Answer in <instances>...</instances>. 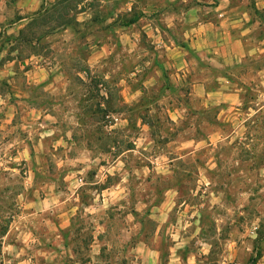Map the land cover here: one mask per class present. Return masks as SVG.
Instances as JSON below:
<instances>
[{
    "label": "rangeland",
    "instance_id": "obj_1",
    "mask_svg": "<svg viewBox=\"0 0 264 264\" xmlns=\"http://www.w3.org/2000/svg\"><path fill=\"white\" fill-rule=\"evenodd\" d=\"M126 2L58 0L19 22L14 0H0V264H187L176 258L187 249H169L175 225L185 224L186 244L201 215L205 232L246 244L254 223H264V55L248 58L258 71L239 70L251 90L243 109L241 100L201 99L189 86L184 97L172 88L158 100L164 82L125 99L119 77L153 57L143 31L123 47V31L109 23L115 8L127 13ZM102 45L120 54L90 67L87 57ZM150 106L159 122L149 130L138 124L151 123L142 114ZM35 109L54 112L56 122L39 125ZM48 204L55 207L37 212ZM69 214L72 230L60 226Z\"/></svg>",
    "mask_w": 264,
    "mask_h": 264
},
{
    "label": "crops",
    "instance_id": "obj_2",
    "mask_svg": "<svg viewBox=\"0 0 264 264\" xmlns=\"http://www.w3.org/2000/svg\"><path fill=\"white\" fill-rule=\"evenodd\" d=\"M6 1L9 2L4 0ZM57 1L14 0L20 15L19 22L27 19L28 13L36 16L42 3L49 2L52 5ZM115 1L112 0L113 4ZM158 1L127 0L124 5L127 13L122 14L116 8L112 11L109 23L114 32L123 31L124 41L121 40L123 47H125L123 43H126L130 37L129 34L137 36L138 31L141 30L146 35V40L150 41L152 45L150 49L153 51L152 58L147 57L145 61L142 60L141 64L129 72V78L119 77V84L123 88L120 92L124 98L133 96V99L138 101L156 89L158 83L164 82L166 86L163 89H156L159 93L158 100L166 98L165 95L172 91L179 92L182 94L181 97H184L182 89L185 87L187 89L189 86L193 89L195 96L201 99L211 98L217 102L229 101L231 104L239 100L240 104L241 89L236 82L241 81L238 77L241 73L239 70L235 71V68L243 65L247 58L264 55V0H246L244 5L237 0H161L164 3L162 5ZM254 10H257L258 14ZM247 42L252 44L247 46ZM145 50L148 53V50ZM118 54L120 52H116L115 47L96 46L87 57L86 63L90 67H95L101 59L113 60ZM240 71L243 72L244 69ZM104 78L110 79L111 74L108 73ZM130 82L136 83L137 86L132 88V85H129ZM100 93L107 99L110 91L104 87ZM185 94L191 93L185 92ZM1 103L0 100V135L4 128L3 115L5 114V107ZM173 111L169 109L167 113L173 115L175 113ZM7 113L9 118L6 122L11 123L14 118L13 108L8 109ZM31 114H33L32 119L41 120L42 123L39 125H44L43 122L47 117L53 120L52 123L56 122L54 112L42 115L41 110L35 109L31 111ZM142 114L144 118L149 116L151 119L152 116L157 117L159 112L156 107L150 106ZM112 115L115 116V113L111 112L107 117ZM118 126L122 124L113 126L111 124L109 128L116 129ZM138 126L151 129L149 122L143 123L142 120ZM11 160L20 161L18 151ZM33 179L35 178H28L29 188H32ZM50 193H54V188L48 187L46 195L50 196ZM53 207H55L54 204H48L37 212H45ZM88 208L91 206H83L84 210ZM72 216L73 214H69L68 217H63L60 226L69 229ZM254 224L257 225V230L252 231L245 244V240L241 238L223 239L220 231L218 234L216 229L209 233L205 232L206 224L200 215L189 224L192 227V234L186 238L188 239L186 244L183 240L185 224L175 225L174 228L179 230L172 231L174 232L172 236L177 235V238L172 237L173 244L169 249L170 251L187 249L188 254L177 253L178 256H176L181 258V263L187 260V264H264V230H259V228L264 229V223L261 222L260 226L258 223ZM162 225L165 224L161 223L157 227ZM215 225L213 222V228H216ZM97 238L98 235L93 236V242ZM195 239L200 242L198 246H194L195 241L192 240ZM191 242H194L193 245ZM192 246L194 250H191ZM142 255L144 254H141V257Z\"/></svg>",
    "mask_w": 264,
    "mask_h": 264
},
{
    "label": "trees",
    "instance_id": "obj_3",
    "mask_svg": "<svg viewBox=\"0 0 264 264\" xmlns=\"http://www.w3.org/2000/svg\"><path fill=\"white\" fill-rule=\"evenodd\" d=\"M252 8H253V6H252ZM255 11V13L256 14H258V11L257 10H254ZM263 22H264V19H263ZM262 34V33H261ZM256 61V60H255ZM256 63H253V59H246V61L243 63V65H241L240 67L238 66V67H236L235 68V71H237V70H245V69H251V70H254L253 68H252V66L253 65H255ZM259 69H255L254 71H258ZM237 86L241 89V94H240V100H241V102H242V105H243V107H242V109L243 108H245V97H246V94L249 92V91H251L250 89H249V87L245 84V83H243L242 81H240V80H238L237 82ZM167 88H170V87H168L167 86ZM252 93H254V92H252ZM245 94V95H244ZM109 98H111V94H109L108 95V98H107V100H109ZM108 104V102L106 103V105ZM108 106V105H107ZM108 108V107H107ZM199 114V113H198ZM151 123H149V126L151 127V125H154V124H156V123H158L159 122V118L158 117H156V116H152L151 117V121H150ZM133 215L135 216V218H136V213H134L133 212ZM74 219L73 218H71V226H70V228H69V230H72V228H74V223H72V221H73ZM73 224V225H72ZM76 238H73L72 239V241L73 240H75ZM98 258H102V256H98ZM104 263V262H103Z\"/></svg>",
    "mask_w": 264,
    "mask_h": 264
},
{
    "label": "built area",
    "instance_id": "obj_4",
    "mask_svg": "<svg viewBox=\"0 0 264 264\" xmlns=\"http://www.w3.org/2000/svg\"><path fill=\"white\" fill-rule=\"evenodd\" d=\"M256 230H257V227H254V228H253V231H256Z\"/></svg>",
    "mask_w": 264,
    "mask_h": 264
}]
</instances>
